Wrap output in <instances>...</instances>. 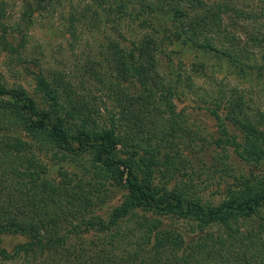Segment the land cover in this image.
<instances>
[{
    "label": "trees",
    "instance_id": "trees-1",
    "mask_svg": "<svg viewBox=\"0 0 264 264\" xmlns=\"http://www.w3.org/2000/svg\"><path fill=\"white\" fill-rule=\"evenodd\" d=\"M33 7L12 26L23 39ZM127 14L155 32L130 42L108 38L78 69L33 71L36 96L0 85V236L29 238L13 255L0 249V257H22L20 264H264L263 109L237 87L209 107L227 142L223 169L233 170L230 149L251 166L215 202L194 177L208 150L174 100L195 84L162 65L175 39L220 55L246 76L264 75V0H90L69 32L78 41L77 23L112 24ZM9 34L5 26L0 48L20 55ZM96 89L107 95L98 99ZM112 186L127 193L102 217L96 211Z\"/></svg>",
    "mask_w": 264,
    "mask_h": 264
},
{
    "label": "rangeland",
    "instance_id": "rangeland-1",
    "mask_svg": "<svg viewBox=\"0 0 264 264\" xmlns=\"http://www.w3.org/2000/svg\"><path fill=\"white\" fill-rule=\"evenodd\" d=\"M1 1L5 2V10L0 11V28L3 30L5 26L7 27L11 39L14 37V42L21 54L14 55L0 48V85L23 86L33 96H36L33 71L47 69L56 64L67 70L78 69L79 64L82 65L90 57L99 55V50L103 49L108 38L117 37L124 42H130L155 32L151 25L127 14L125 18L112 24L106 23L105 20H101L102 24L96 26L94 23L85 21L77 23L82 32L80 39L74 41L68 28L72 16L81 11L90 0ZM30 4L34 6L35 14L33 24L30 29H26V37L23 39L22 32L15 30L12 26L22 21L23 12ZM22 42L23 46H21ZM168 42L162 59L163 67L168 72L190 76L195 84L192 88L182 87L175 95V103L187 116V122L193 131L198 134V141L204 147V152L208 150L203 155V162H201L202 158L197 162L194 177L197 185L206 192V196L218 202L224 197L227 186L235 182V176L240 172H249L251 166L241 161L230 149L228 160L233 170L227 173L223 169L221 157L226 155L224 148L227 142H222V127L210 112L209 107L223 90L237 87L242 90L252 105L264 111V75H258V79L251 78L239 73L230 62L218 54L202 53L175 39ZM95 93L98 99L104 98L105 93L107 95L106 91L103 93L100 89H96ZM224 161L226 160L223 157ZM111 188L113 191L109 192L106 202L96 211L106 218L127 193L120 186ZM165 223L189 234L198 232L193 224L177 218L166 217ZM27 242L29 238L26 236L5 234L0 236V249H5L8 254L13 255L18 247ZM22 261V257H0V264H20Z\"/></svg>",
    "mask_w": 264,
    "mask_h": 264
}]
</instances>
